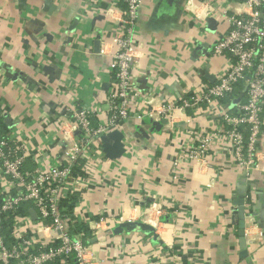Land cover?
Wrapping results in <instances>:
<instances>
[{
  "label": "crops",
  "instance_id": "crops-1",
  "mask_svg": "<svg viewBox=\"0 0 264 264\" xmlns=\"http://www.w3.org/2000/svg\"><path fill=\"white\" fill-rule=\"evenodd\" d=\"M234 7L232 0L142 1L130 116L92 139L85 187L71 211L73 224L87 229L89 264H264V110L259 168L246 169L218 137L226 126L218 112L176 107L227 68L230 58L212 49L227 31L223 11ZM123 18L117 0H0V117L10 140L25 142L38 160L61 163L58 130L73 125L74 112L91 110V127L105 125L112 37ZM164 107L171 119L162 117ZM204 135L206 155L189 159ZM115 141L121 153L110 159L103 146ZM27 162L26 170L36 168ZM238 190L245 193L242 258Z\"/></svg>",
  "mask_w": 264,
  "mask_h": 264
},
{
  "label": "built area",
  "instance_id": "built-area-1",
  "mask_svg": "<svg viewBox=\"0 0 264 264\" xmlns=\"http://www.w3.org/2000/svg\"><path fill=\"white\" fill-rule=\"evenodd\" d=\"M143 0H117L124 5L121 31L112 37L115 51L112 55L113 84L108 93V117L105 125L92 128V111L84 109L73 113V125L62 124L58 130L65 143L64 160L46 161L31 156L25 142L10 140L8 134L0 139V264H89L90 245L84 233L71 234L73 213L63 203L75 198V206L86 183L89 159L87 152L93 138L109 132L130 116L132 71L136 60L133 40L139 9ZM234 10L223 11L227 31L213 46V56L230 58L218 81L187 99L178 101L179 110L205 106L220 114L225 128L218 137L229 147L234 159L246 169L259 168L256 144L262 128L264 110V0H232ZM241 86L240 92L227 106L221 100ZM162 117L171 119L170 108L164 107ZM151 114V113H150ZM152 115V114H151ZM243 130L247 137L244 138ZM78 136L73 140L72 133ZM210 136L204 135L199 146L186 154L191 160L206 155ZM30 159L36 168L26 170ZM79 162L82 166H80ZM80 172L74 173V167ZM79 194V195H78ZM21 204L31 205L37 219L15 215L11 223L12 242L6 244L3 222L7 213L16 214ZM92 234V233H91ZM97 233L91 235L96 237ZM90 237V238H91Z\"/></svg>",
  "mask_w": 264,
  "mask_h": 264
},
{
  "label": "trees",
  "instance_id": "trees-1",
  "mask_svg": "<svg viewBox=\"0 0 264 264\" xmlns=\"http://www.w3.org/2000/svg\"><path fill=\"white\" fill-rule=\"evenodd\" d=\"M120 7L123 9L124 8V5L122 3L119 4ZM240 88V85H237L236 86V91H234L233 94H230L228 96H225L222 100H221V103L223 104H229L230 100L233 98V97H237L238 96V91ZM242 102H243V99H241ZM243 134H244V138L247 137V133L245 130L242 131ZM8 133V128L6 127V125L4 124L2 118L0 117V139L1 138H4ZM80 172V166H75L74 167V173H79ZM75 198L76 197H73L71 198L69 201H66L63 203L62 207H66L70 212L72 211V209L74 208L75 206ZM29 207H31V205L29 204H21L20 207L17 209V212L16 214H12V213H7L5 215V218L6 221L3 222L2 226H3V235L6 236L5 238V241H6V244H9L10 242H12V239L10 237V233H11V223L13 221V217L15 215H20V216H26L29 214ZM74 226H76V228L74 229H71V234L72 235H75L76 233H79V232H83L85 236H88V232H87V229L85 228V226L83 224H76L74 223L73 224ZM73 225H72V228H73ZM48 264H58L56 261L55 262H52V263H48ZM69 264H75V261L73 259V257H70L69 259Z\"/></svg>",
  "mask_w": 264,
  "mask_h": 264
},
{
  "label": "water",
  "instance_id": "water-1",
  "mask_svg": "<svg viewBox=\"0 0 264 264\" xmlns=\"http://www.w3.org/2000/svg\"><path fill=\"white\" fill-rule=\"evenodd\" d=\"M103 152L110 159L118 158L121 153V144L118 141H115L112 145L103 146ZM244 191H237V200L234 208V223L238 228V237H239V245L241 249L240 258L246 255L244 238H243V228H244ZM30 217L32 220H36L37 216L34 210L30 211ZM128 225V224H127ZM125 225V226H127ZM264 225V224H263Z\"/></svg>",
  "mask_w": 264,
  "mask_h": 264
},
{
  "label": "rangeland",
  "instance_id": "rangeland-1",
  "mask_svg": "<svg viewBox=\"0 0 264 264\" xmlns=\"http://www.w3.org/2000/svg\"><path fill=\"white\" fill-rule=\"evenodd\" d=\"M129 223H135V222H129Z\"/></svg>",
  "mask_w": 264,
  "mask_h": 264
}]
</instances>
